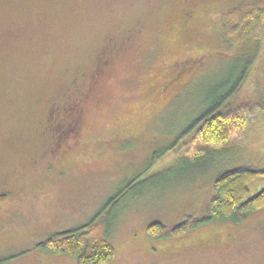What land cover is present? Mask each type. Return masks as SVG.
I'll list each match as a JSON object with an SVG mask.
<instances>
[{
    "label": "rangeland",
    "instance_id": "obj_1",
    "mask_svg": "<svg viewBox=\"0 0 264 264\" xmlns=\"http://www.w3.org/2000/svg\"><path fill=\"white\" fill-rule=\"evenodd\" d=\"M256 3L0 0V188L13 192L0 199V264H78L37 245L88 223L113 197L108 264H264V208L173 238L146 233L153 222L204 216L212 180L228 169L260 172L249 197L264 189V23L258 39H241L226 19ZM106 45L112 63L92 83L78 132L49 152V111L83 88L80 73ZM236 106L254 108L242 140L188 161L191 123Z\"/></svg>",
    "mask_w": 264,
    "mask_h": 264
},
{
    "label": "trees",
    "instance_id": "obj_2",
    "mask_svg": "<svg viewBox=\"0 0 264 264\" xmlns=\"http://www.w3.org/2000/svg\"><path fill=\"white\" fill-rule=\"evenodd\" d=\"M226 19L233 21L227 29L228 33L233 30L231 35L236 34L241 39H258L260 37L259 30L264 23V4L256 3L236 7L226 14ZM112 45L114 46L113 42L108 43V46L112 47ZM108 46H104L97 54L92 68L80 73L78 80L81 81L80 85L83 88H79L77 85L76 90L73 89L65 95L63 93L62 97L54 102L53 110L51 109L54 115L51 116L48 113L43 129L46 130L45 133H49L51 138L49 123L58 119L59 127L58 133L55 134L56 139L54 137L50 139L51 141L54 139L58 145L66 140L63 137L65 134L63 126L66 124V119L63 118H68L67 112L76 111L80 107L79 115L76 116L75 112V116L71 117L76 118L69 117L71 119H68V122L73 120L81 122L82 108L92 87L89 84L92 82L91 78L95 71H101L106 57L112 56L109 54L111 47ZM259 111L264 115V104L259 107ZM253 114L254 108L245 106H236L230 110L215 113L212 110L203 112L195 122L191 123L197 125L196 131L192 140L184 144V156L188 161L194 162L232 147L244 137L253 119ZM259 173L250 166L236 167L220 172L211 182V196L204 216L198 218L193 215H185L182 221L173 226L153 222L146 228L148 237L160 240L181 236L191 228L207 224L212 220L242 222L247 214L264 208V189L253 197L248 196L249 184L258 177ZM114 199L115 197L108 201L109 203L88 223L51 236L46 241L39 243L37 249L54 255L70 256L76 259L78 264H108L112 262L115 249L109 240L110 216L106 207H111V201Z\"/></svg>",
    "mask_w": 264,
    "mask_h": 264
},
{
    "label": "flooded vegetation",
    "instance_id": "obj_3",
    "mask_svg": "<svg viewBox=\"0 0 264 264\" xmlns=\"http://www.w3.org/2000/svg\"><path fill=\"white\" fill-rule=\"evenodd\" d=\"M187 20H188V18L186 17V13H183V15L180 17V25L184 26L185 24H187ZM109 56H111V55H109ZM106 58H105L106 60L104 62V65H102L103 68L101 69V71L100 70L99 71H95V74L92 76V78H91L92 82H90L91 83L90 85H92V83L95 84L98 79H100L101 77H104V75H106V71L107 70H105V69L111 65L113 57L111 56V57H106ZM92 89H93V86L91 87L89 92ZM52 110L49 112V115H51V116L54 115V112ZM79 110H80V107L76 111L73 110L72 112H67L66 115H68V118L67 117L63 118L64 120L66 119V121H65L66 124L63 126V130H64V133H65L64 136H63L64 138H68V136H70V133H73V132L77 131V128L79 126H81L80 125L81 123L77 122L76 120L68 122V119L76 118V117H71V116H75V112L77 113L76 116L79 115L78 114ZM69 117H71V118H69ZM58 127H59V124H58V119L57 118L54 119L53 121H51V124L49 123L48 128L51 130V133H52V136H51L50 139H52L53 137H54V139H56L55 138L56 137L55 134L58 133ZM54 139H53L52 143L50 144V146L52 148H51V150H49V152H51V153H53V151L59 146L58 143ZM11 194H13L12 190L6 189L4 191H1V188H0V199L1 198H5V197H7L8 195H11Z\"/></svg>",
    "mask_w": 264,
    "mask_h": 264
}]
</instances>
